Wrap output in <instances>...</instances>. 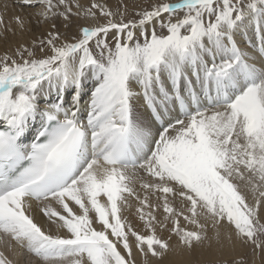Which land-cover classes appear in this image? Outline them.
<instances>
[{"label":"snow or ice","instance_id":"1","mask_svg":"<svg viewBox=\"0 0 264 264\" xmlns=\"http://www.w3.org/2000/svg\"><path fill=\"white\" fill-rule=\"evenodd\" d=\"M18 3L48 28L0 55V264L264 255V0Z\"/></svg>","mask_w":264,"mask_h":264},{"label":"bare ground","instance_id":"2","mask_svg":"<svg viewBox=\"0 0 264 264\" xmlns=\"http://www.w3.org/2000/svg\"><path fill=\"white\" fill-rule=\"evenodd\" d=\"M79 2H82L85 4L87 0H78ZM19 6H21L18 3V0H0V16L3 17V20H7V25L5 23L0 24V55H3L5 52H8L9 50L13 51L15 47H17L20 44H24L25 41L31 36V30L33 31V26H36V15L35 13L39 11V9L36 10H30L31 14L28 12H25V10H19ZM26 15V30L21 31L19 24L16 21V17L23 18V16ZM76 23H72L73 25L77 24L79 21L75 19ZM82 21V20H81ZM87 20H83L80 24H85ZM56 23L60 27V30L63 31H73V27L68 30L64 29L62 26V20H57ZM37 27V26H36ZM35 27V29H36ZM46 27V28H44ZM44 30L48 28V24L43 25ZM34 32V31H33ZM43 34V33H42ZM41 35V33H40ZM40 35H37L40 36ZM16 45V46H15ZM36 219L39 223L44 225L46 228L48 227L47 221L44 217L37 214ZM129 219L133 221L134 224H136L139 227L140 222L138 221V218L135 216L134 209L131 211V214H129ZM166 235V233H165ZM245 251V250H244ZM9 255V258H11V254L7 253ZM257 259V258H256ZM24 258H21V264H23ZM258 261V260H257ZM263 261H264V255H263ZM261 262V261H260ZM259 262H257L258 264Z\"/></svg>","mask_w":264,"mask_h":264},{"label":"rangeland","instance_id":"3","mask_svg":"<svg viewBox=\"0 0 264 264\" xmlns=\"http://www.w3.org/2000/svg\"><path fill=\"white\" fill-rule=\"evenodd\" d=\"M76 2H79L78 0H73V5H75V3ZM93 2H96V3H101V4H106L108 7H110V8H112L113 10H115L116 9V7H117V5L120 3V0H87V2L85 3V4H83L82 2H79L82 6H83V8H88V7H90L91 6V4L93 3ZM124 2L125 3H127L128 5H129V10H130V12H131V10H132V5L133 4H138V5H142V6H147L148 4H150V3H152L153 2V0H124ZM19 8V10H25V12H28L29 14H31V12H29L30 10L32 11V10H36V9H38V8H30V7H22V6H19L18 7ZM73 11H76V9H75V7H73ZM26 15L27 14H25L24 16H23V20L25 21V19H26ZM97 15L99 16V13H97ZM75 17H73V23L75 22L76 23V21H75ZM82 20V21H81ZM83 20H85V19H80V20H78L79 22L77 23V24H75V25H71V28L73 27V31L75 32L76 31V27H77V25L78 24H80V23H82L83 22ZM4 21V23L7 25L8 23H7V20L6 19H4L3 20ZM93 21L91 20V19H88L87 20V22L86 23H92ZM101 22H103V18H101ZM36 25V24H35ZM37 26V25H36ZM36 26H33V28H34V32L31 30V33H33V34H31V36L25 41V43L24 44H26V45H31V42L34 40V39H36L37 38V35H40V33L42 34V33H44L45 31H46V29L44 30V28H46V27H44L43 28V26L42 27H36ZM35 27H36V29H35ZM16 46V45H15ZM16 48V47H15ZM12 51L11 50H9L8 51V53H11ZM167 235V234H166ZM245 255H246V258H247V260L249 261V264H257V262H259L258 264H264V261H263V255H253L252 253H251V251L250 250H245ZM257 258V259H256ZM258 260V261H257ZM261 261V262H260Z\"/></svg>","mask_w":264,"mask_h":264}]
</instances>
